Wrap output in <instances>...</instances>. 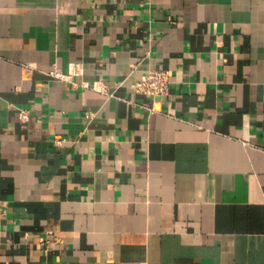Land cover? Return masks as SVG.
Masks as SVG:
<instances>
[{
    "label": "crops",
    "instance_id": "0c3cea01",
    "mask_svg": "<svg viewBox=\"0 0 264 264\" xmlns=\"http://www.w3.org/2000/svg\"><path fill=\"white\" fill-rule=\"evenodd\" d=\"M0 56V264H264V0H0Z\"/></svg>",
    "mask_w": 264,
    "mask_h": 264
},
{
    "label": "built area",
    "instance_id": "2783aa9c",
    "mask_svg": "<svg viewBox=\"0 0 264 264\" xmlns=\"http://www.w3.org/2000/svg\"><path fill=\"white\" fill-rule=\"evenodd\" d=\"M1 58V56H0ZM72 72V71H71ZM50 73L59 78H69L70 77V72H63L57 67L52 69ZM170 83H171V72L167 68H162V67H156V68H151L145 73L141 75V78L136 81L134 84V90L136 92L144 93L146 95H162L166 94L170 90ZM93 87H98L96 83L93 85ZM100 89L106 90V85L103 83L102 85L99 86ZM154 108V107H152ZM24 115L27 116V113H24ZM90 116V113L87 114ZM65 140V138H60L57 139L58 143H61Z\"/></svg>",
    "mask_w": 264,
    "mask_h": 264
}]
</instances>
